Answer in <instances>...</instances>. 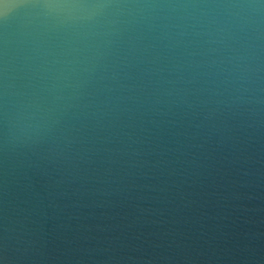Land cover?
I'll list each match as a JSON object with an SVG mask.
<instances>
[{
	"label": "water",
	"instance_id": "1",
	"mask_svg": "<svg viewBox=\"0 0 264 264\" xmlns=\"http://www.w3.org/2000/svg\"><path fill=\"white\" fill-rule=\"evenodd\" d=\"M0 264H264V0H0Z\"/></svg>",
	"mask_w": 264,
	"mask_h": 264
}]
</instances>
